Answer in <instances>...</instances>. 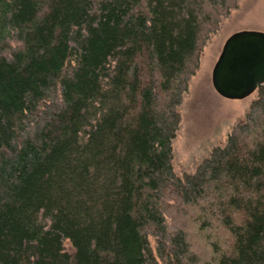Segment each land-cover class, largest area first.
Segmentation results:
<instances>
[{"label": "trees", "instance_id": "16d2710c", "mask_svg": "<svg viewBox=\"0 0 264 264\" xmlns=\"http://www.w3.org/2000/svg\"><path fill=\"white\" fill-rule=\"evenodd\" d=\"M240 1L0 0V264H264V84L224 146L173 165Z\"/></svg>", "mask_w": 264, "mask_h": 264}, {"label": "rangeland", "instance_id": "374dc122", "mask_svg": "<svg viewBox=\"0 0 264 264\" xmlns=\"http://www.w3.org/2000/svg\"><path fill=\"white\" fill-rule=\"evenodd\" d=\"M240 31L264 32V0H241L238 9L223 20L219 31L210 36L202 50L199 69L192 77L179 109L181 125L173 143V165L179 175L194 172L215 147L224 146L233 129L245 121L257 99L255 92L243 100H228L212 85L213 68L225 42ZM200 239L194 237L196 250L209 255ZM150 240L155 248V239L151 237ZM65 248L68 252L73 251L69 241L65 242Z\"/></svg>", "mask_w": 264, "mask_h": 264}, {"label": "water", "instance_id": "95a60500", "mask_svg": "<svg viewBox=\"0 0 264 264\" xmlns=\"http://www.w3.org/2000/svg\"><path fill=\"white\" fill-rule=\"evenodd\" d=\"M264 84V32L231 35L212 72L215 91L228 100H243Z\"/></svg>", "mask_w": 264, "mask_h": 264}]
</instances>
